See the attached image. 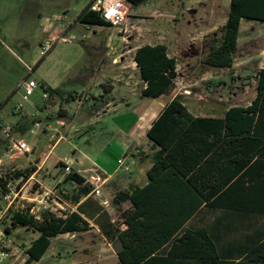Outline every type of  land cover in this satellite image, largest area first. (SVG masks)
<instances>
[{
	"label": "trees",
	"instance_id": "obj_1",
	"mask_svg": "<svg viewBox=\"0 0 264 264\" xmlns=\"http://www.w3.org/2000/svg\"><path fill=\"white\" fill-rule=\"evenodd\" d=\"M147 1L127 0L134 7ZM243 20L264 22V0H231L221 35L210 45L203 65L234 66ZM76 23L111 26L90 10V1ZM134 61L146 84L143 98L158 99L176 89L179 59L170 55L167 45H143L136 49ZM40 86L52 102L60 99L67 104L79 97L44 81ZM96 100L101 105L107 101L103 96ZM63 105L57 117L70 120L74 115ZM216 112L197 116L182 97L175 96L152 123L147 132L153 152L148 183L116 193L113 204L120 211V222H113L106 211L94 220L106 240L119 246L120 264H264V63L253 101L248 106L223 105ZM37 119L33 117L31 125ZM34 171V167L15 169L0 176V191L7 190L10 181L29 179ZM64 181L82 186L83 195L93 191L76 171ZM126 203L130 206L123 209ZM101 210L92 200L77 211L42 210L39 217L29 209L12 210L8 231L23 227L39 235L28 247L22 245L26 264H33L59 235L91 230L84 214Z\"/></svg>",
	"mask_w": 264,
	"mask_h": 264
},
{
	"label": "rangeland",
	"instance_id": "obj_2",
	"mask_svg": "<svg viewBox=\"0 0 264 264\" xmlns=\"http://www.w3.org/2000/svg\"><path fill=\"white\" fill-rule=\"evenodd\" d=\"M89 1L0 0V106L4 105L0 111V156L9 154L2 157L0 175L29 168L33 158L46 155L51 150L54 141L51 142L41 130L46 128L48 122H44L41 129L31 125L38 108L47 110L53 116L50 124L53 129H66L56 123L61 120L57 117L60 107H46L52 102L49 97H44L41 80L61 87L68 93H81L80 98H89V92H93L98 96L96 99L103 96L109 100L110 93L105 91L114 88V99L126 98L128 95L131 97L133 93L138 95L144 82L139 76L134 54L136 49L146 44H165L170 55L179 59L176 89L160 101L167 102L179 96L193 114L205 116L211 111L218 112L223 105L248 106L256 97L258 74L264 63V22L242 21L232 68L216 69L202 63L212 42L221 35L220 28L227 20L231 0H148L138 7L129 5L126 24L118 28L88 27L76 23L77 16ZM63 36L64 39L59 40ZM47 44L50 50L42 56L40 52ZM42 58L45 61L35 68ZM26 80H34L39 84L31 96H26L22 85ZM126 82L130 84L129 89L124 88L123 83ZM100 92L103 94L100 95ZM59 101L66 104L60 99L56 103ZM150 102L147 100L146 103ZM85 103L80 108L75 103L63 105V108L77 112V127H83L91 117L89 113L93 105L88 109ZM111 118L107 117L104 123L96 124L94 130L82 128L80 134L73 136L72 144L65 140L50 152L49 159L54 161L60 154L72 153L79 158L83 155L99 156L111 160V165L115 167L116 158L129 142L127 144L124 138H117L115 133H107ZM20 120L31 125L25 135L16 131V124ZM6 127H10L9 133ZM79 135L83 138L80 139ZM20 138H24L30 146L35 145L37 151L26 153L13 149V142ZM112 138L116 140L113 143ZM5 159L20 162L24 166L18 168L17 164L9 165L4 162ZM128 162L126 164L131 165L132 159ZM68 163L72 165L71 161ZM60 164L58 162L56 166L60 168ZM75 168L79 171L81 167L77 163ZM71 171L76 170L71 168ZM45 178L41 175L24 182L25 187L17 203H25L28 209L32 207L28 203H39L38 200H32L37 199L41 186L54 188L58 182L57 176L52 184H49L51 179ZM79 186L69 189L67 194L79 195ZM61 187L64 186L57 185L56 189ZM58 198L61 199V196L57 195V199L52 202L55 207L56 203H60ZM102 204L115 222L121 221L117 208H112L111 203ZM41 209L38 207L35 212L39 214ZM38 236L23 227L12 229L10 239L14 249H23L16 250V255L21 258L25 256L22 245L28 247ZM102 247L107 245L100 234L86 233L75 237L63 235L53 242L40 261L33 264H117L112 254L98 255ZM18 257L8 258L3 264H19Z\"/></svg>",
	"mask_w": 264,
	"mask_h": 264
},
{
	"label": "crops",
	"instance_id": "obj_3",
	"mask_svg": "<svg viewBox=\"0 0 264 264\" xmlns=\"http://www.w3.org/2000/svg\"><path fill=\"white\" fill-rule=\"evenodd\" d=\"M133 73H135L136 75V72L133 71ZM130 77L127 79V81L130 80ZM41 81H44L45 83L52 86L53 88H56L54 85L50 84V82H47L45 80H41ZM123 84H124V88L129 89L130 87L129 82H126ZM145 86L146 85L142 83V86L140 87L138 95L133 93L131 94V97L128 95L125 98V96H123L124 98L122 99L121 98L114 99L113 95L115 92V88L111 90L109 89V91H111L109 95L111 98L109 100L105 99L107 101L104 105H101L100 102H97V100H95L96 99L95 97H98V96L97 94L95 95L93 92H89V98L86 96L85 98H80L81 93H76L79 95L78 99L72 100L70 103H67L64 105H71V103H75L79 107L80 105H82V103L87 102L88 104L85 103L86 104L85 108L88 107L89 109L90 106L92 105L96 106L98 104L96 109L93 108V106L90 109L89 116L91 117L89 118L88 122H85L83 124V127L81 125L79 127L75 126L76 125L75 119L77 117V112L67 110L66 107L64 108V110L69 112L70 115L73 114L74 116L70 120L65 119V120H59L58 122H56L61 127L66 128L61 131H59L58 129L52 128L50 124H51V120L53 119V116H51V114H48L47 110L44 111L42 108H38L37 112L35 113L34 117L38 118L37 124L39 125L36 126L35 124L34 127L41 129L43 127L44 122H48L46 128H42L41 130L43 131L44 134L49 136L50 138L49 140L51 142L54 141V144L52 145L51 150H49L48 154L37 155L35 158L32 159V161L29 162V164L32 163L30 166L35 168V171L31 175L30 179L34 180L36 176L41 177L42 175V177L44 176L47 177L45 178L46 180L51 179V183L49 180V184H52V182L58 179L57 185L62 184L64 186L63 188L61 187V188L56 189L57 185L54 188L44 187L42 185L40 188L41 190L47 189L50 191H54L57 195L61 196V199L58 198V201L60 203H56L57 207L51 204V208H53V212L57 211L58 214H62L64 211H71V212L77 211L78 207L86 203L88 200H92L95 203L99 202V205L102 206L103 208V210H101L100 212L92 213V216H88L86 213L84 214L87 217L86 219H88V221L90 222V227L92 228L91 230L87 232H83V233H78V234H65V235H70L71 237H75L77 235L79 236L80 234H86V233L87 234H100V236L104 238V240H106L105 236L101 233L99 226H97V224H95L94 222V220L100 216V213H103L104 211H106L108 214H110L109 210L106 209L102 203L106 205L111 203L110 206L112 208L113 207L117 208L113 204V198L116 195V193L120 191L129 192L137 187H143L148 183L147 173L153 164L152 159L150 158L153 152L151 149V144L149 142V139L147 138V132L151 128L152 123L162 112L166 104L170 102L172 99L168 100L167 102L160 101V99L165 97V95L158 99L143 98L141 96V92L145 88ZM99 94L102 95L103 93L100 92ZM90 96L92 97L91 100H90ZM147 100H150L151 102L146 103ZM56 102H57V99H55L50 104L48 103L47 104L48 106L46 105V107H48L49 109L50 107L51 108L60 107L61 102L60 101L58 103ZM107 117H112L110 120L111 122H109V125H107L108 127V129L106 130L107 133H115V136H117V138L122 137L125 139L127 144L129 142L128 146H126L125 148L123 147L122 154L116 158L117 162H116L115 167L111 165V162H112L111 160L102 159L99 156L91 157L88 155H83L81 158H79L73 155L72 153V155L60 154L57 157V160L55 159L54 161H51V159H49L51 156L50 152L56 149L62 142H65L66 140L68 143L72 144L74 140L73 136L75 137L78 134H80L82 128L94 130V126L99 123H104L103 120H105ZM28 128L29 126L25 124L23 120L18 121L16 124V131L21 135H25L28 131L27 130ZM95 133L96 132H93V134ZM81 137L82 135H79L80 139L83 138ZM20 140H23L26 142L24 138H20ZM115 141H116L115 138L111 139L112 143ZM27 145L30 150L26 153H29V152L35 153L37 151V147L35 145L30 146L28 143ZM8 155L9 154L6 153V155H3V156H8ZM3 156H0V164H2L1 162H3V159H4L2 158ZM120 158H123L125 163L128 162L130 158L132 159V162H131L132 164L131 165L128 164L130 166L129 172H124L122 167L120 168L118 166L117 163H118V159ZM6 160L7 159H5L4 162L9 163V165L17 164L18 168H21L22 165L24 166V164L22 163L20 164V162H15L12 160L6 161ZM65 160L72 162L71 168H73V170H76L77 173L85 177L86 179L85 183L93 185V191L90 194L83 195L81 194V192H83L82 186H79L74 182L64 181L65 177L67 176L65 175V170H64ZM58 162H61L63 164L62 166H60V168L56 166ZM77 163L81 167L79 171L75 168V165ZM60 170L62 173L60 172ZM85 173L89 174L88 175L89 177H86ZM56 176L57 178L55 180ZM36 181L40 183L38 179H36ZM76 185L81 188L78 190L80 191L79 195L77 194L75 196H69L68 190L71 188H77ZM96 188H99L101 191V194L98 196L94 194V190ZM124 206H127V207L124 208ZM129 206L130 204L126 203L123 205V209H127ZM84 209L87 210V205L84 207ZM112 221L115 222L113 219ZM61 236L63 235H59L58 237L54 238L52 240V244L55 240L59 239ZM107 242L108 241L106 240L107 247L100 248L98 250V255L102 257L103 254H107V255L112 254L114 258L116 259L117 264H120V261L118 258L119 246L116 243H111V242L107 243ZM26 256L28 257L27 254ZM59 256H61V254ZM182 264H196V263L192 261H189V262L183 261Z\"/></svg>",
	"mask_w": 264,
	"mask_h": 264
},
{
	"label": "built area",
	"instance_id": "obj_4",
	"mask_svg": "<svg viewBox=\"0 0 264 264\" xmlns=\"http://www.w3.org/2000/svg\"><path fill=\"white\" fill-rule=\"evenodd\" d=\"M129 5L131 4L127 2V0H90V10L98 13L107 23L111 25V27L116 28L122 27L126 24L130 12ZM113 10L115 11V15L109 16V13ZM62 39H64V36L59 40ZM49 50L50 45L47 44L42 48L40 54L45 56ZM22 85L25 88L26 96H31L34 94V91L37 89L39 84L34 80H26ZM44 97L47 98L48 94H44ZM20 108L21 107H18V109ZM38 125L39 124H36V126ZM5 130L9 133L11 129L10 127H6ZM12 148L18 150V152H28L30 150L27 143L23 140L13 142ZM118 165L122 167L124 172L130 171V166L125 163L123 158L118 159ZM64 170L66 175L71 173V165L68 163V160H65ZM29 179L25 180L24 178H21L17 181H10L7 185V190L4 191L1 189L0 191V264H3V262L8 258L18 257L15 253L16 250H23L21 247H16V249H14V244L10 239L12 230L9 232L8 229L10 228L12 210L28 209L26 208L25 203H17L16 200L21 198L20 194L25 187V184L23 185V183L27 182ZM94 194L97 196L100 195V189L96 188L94 190ZM56 199L57 195L54 191L47 189L40 190L37 195V199L32 200V202L38 200L39 203H28V206H32L29 209V212L32 215L39 217V214L35 212V209L38 207H41V210L53 211V209H51V204H53L52 202ZM27 260L28 257L26 254L22 258L21 256L18 257L19 264H26Z\"/></svg>",
	"mask_w": 264,
	"mask_h": 264
},
{
	"label": "clouds",
	"instance_id": "obj_5",
	"mask_svg": "<svg viewBox=\"0 0 264 264\" xmlns=\"http://www.w3.org/2000/svg\"><path fill=\"white\" fill-rule=\"evenodd\" d=\"M111 15H115V11L114 10L109 13V16H111Z\"/></svg>",
	"mask_w": 264,
	"mask_h": 264
},
{
	"label": "water",
	"instance_id": "obj_6",
	"mask_svg": "<svg viewBox=\"0 0 264 264\" xmlns=\"http://www.w3.org/2000/svg\"><path fill=\"white\" fill-rule=\"evenodd\" d=\"M88 175H89V174H86V173H85V176H86V177H89Z\"/></svg>",
	"mask_w": 264,
	"mask_h": 264
}]
</instances>
